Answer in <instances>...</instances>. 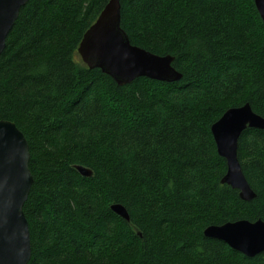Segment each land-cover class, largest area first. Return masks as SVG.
Wrapping results in <instances>:
<instances>
[{
  "label": "trees",
  "instance_id": "trees-1",
  "mask_svg": "<svg viewBox=\"0 0 264 264\" xmlns=\"http://www.w3.org/2000/svg\"><path fill=\"white\" fill-rule=\"evenodd\" d=\"M107 2L28 0L0 53V120L25 136L33 176L27 264H264V252L248 257L204 235L264 221V130L247 128L238 142L250 201L220 183L226 162L210 130L245 103L264 117L254 0H120L131 44L174 56L182 74L123 86L77 54Z\"/></svg>",
  "mask_w": 264,
  "mask_h": 264
},
{
  "label": "water",
  "instance_id": "water-1",
  "mask_svg": "<svg viewBox=\"0 0 264 264\" xmlns=\"http://www.w3.org/2000/svg\"><path fill=\"white\" fill-rule=\"evenodd\" d=\"M28 0H0V53L7 35L17 19L19 10ZM264 20V0H254ZM120 0H108L96 22L86 30L78 47V55L88 68H98L118 85L146 77L161 82H173L180 74L171 66L170 55L158 56L132 45L121 28ZM264 130V118L249 104L228 109L212 124L218 154L226 162V173L221 178L238 191L240 199L250 201L255 192L250 187L238 159V141L244 130ZM29 147L23 133L13 122L0 120V264H27L31 256L28 222L23 205L33 182L29 170ZM74 169L82 176L92 171L80 165ZM119 216L129 220L121 204L111 205ZM204 235L220 240L248 257L264 252V221L245 219L212 225Z\"/></svg>",
  "mask_w": 264,
  "mask_h": 264
},
{
  "label": "bare ground",
  "instance_id": "bare-ground-1",
  "mask_svg": "<svg viewBox=\"0 0 264 264\" xmlns=\"http://www.w3.org/2000/svg\"><path fill=\"white\" fill-rule=\"evenodd\" d=\"M27 2H28V1H27ZM254 4H255V3H254ZM255 7H256V5H255ZM102 9H103V8H102ZM256 9H257V7H256ZM257 11H258V9H257ZM100 12H101V11H100ZM258 13H259V11H258ZM18 14H19V13H18ZM120 14H121V11H120ZM259 15H260V13H259ZM17 17H18V16H17ZM97 18H98V16H97ZM97 18L95 19V21H94V22H93V23H92L87 29H89V28H90V27L96 22ZM260 18H261V20H262L263 23H264V20H263V18H262L261 15H260ZM121 28H122V27H121ZM122 29H123V28H122ZM10 30H11V29H10ZM85 32H86V31H85ZM85 32H84V33H85ZM126 34H127V33H126ZM83 35H84V34H83ZM82 38H83V36H82ZM82 38H81V40H82ZM80 42H81V41H80ZM79 44H80V43H79ZM132 45H133V44H132ZM78 47H79V45H78ZM4 48H5V47H4ZM142 49H143V48H142ZM3 50H4V49H3ZM77 50H78V48H77ZM146 51H147V50H146ZM77 54H78V51H77ZM152 54H154V53H152ZM155 55H157V54H155ZM78 56H79V55H78ZM158 56H160V55H158ZM170 56H171V57L173 58V60H174V56H172V55H170ZM79 58H80V57H79ZM80 60H81V59H80ZM173 60H172V62H171V66H172V67H173V65H172ZM81 61H82V60H81ZM82 63H83V62H82ZM173 68H174V67H173ZM174 69H175V68H174ZM175 71H176L177 73L180 74V78L178 79V80H180L181 77H182V74H181L179 71H177L176 69H175ZM133 80H134V79H133ZM133 80H132V81H133ZM178 80H177V81H178ZM132 81H131V82H132ZM173 82H176V81H173ZM117 85H118V84H117ZM119 86H123V85H119ZM245 104H249V103H245ZM245 104H243V105H245ZM243 105H242V106H243ZM249 105H250V104H249ZM240 107H241V106H240ZM232 108H235V107H232ZM229 109H230V108H229ZM227 110H228V109H227ZM227 110H226V111H227ZM226 111H225V112H226ZM225 112H224V113H225ZM224 113H223V114H224ZM256 114H257V113H256ZM258 115H259V114H258ZM221 116H222V115H221ZM261 117H262V116H261ZM263 118H264V117H263ZM7 121H8V120H7ZM216 121H217V120H216ZM216 121H215V122H216ZM10 122H11V121H10ZM211 126H212V125H211ZM210 130H211V127H210ZM211 133H212V132H211ZM212 136H213V135H212ZM213 139H214V137H213ZM214 142H215V140H214ZM238 142H239V141H238ZM215 144H216V143H215ZM216 150H217V146H216ZM217 153H218V151H217ZM240 164H241V163H240ZM83 167H84V166H83ZM85 168H87V167H85ZM88 169H90V168H88ZM90 170H91V169H90ZM91 171H92V170H91ZM92 173H93V172H92ZM225 173H226V171H225ZM223 176H224V175H223ZM220 183H221V181H220ZM221 184H222V183H221ZM226 185H227V184H226ZM250 187H251V186H250ZM115 204H117V203H115ZM112 205H113V204H112ZM121 205H122V204H121ZM122 206H123V205H122ZM110 208H111V207H110ZM125 209H126V208H125ZM111 210H112V209H111ZM112 211H113V210H112ZM113 212H114V211H113ZM128 215H129V214H128ZM120 217H121V216H120ZM122 218H123V217H122ZM129 219H130V218H129ZM125 220H126V219H125ZM239 220H242V219H239ZM127 221H129V220H127ZM235 221H238V220L227 221V222H235ZM27 222H28V221H27ZM225 223H226V222H225ZM220 225H221V224H220ZM210 226H212V225H210ZM207 227H209V226H207ZM207 227H206V228H207ZM206 228H205V229H206ZM205 229H204V230H205ZM29 235H30V232H29ZM212 239H213V238H212Z\"/></svg>",
  "mask_w": 264,
  "mask_h": 264
}]
</instances>
